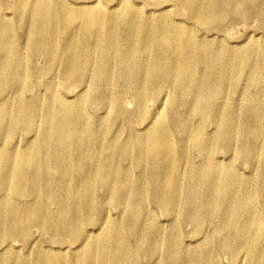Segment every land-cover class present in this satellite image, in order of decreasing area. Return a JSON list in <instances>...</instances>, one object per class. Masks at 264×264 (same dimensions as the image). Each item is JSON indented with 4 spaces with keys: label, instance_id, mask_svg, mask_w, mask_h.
I'll return each instance as SVG.
<instances>
[{
    "label": "bare ground",
    "instance_id": "obj_1",
    "mask_svg": "<svg viewBox=\"0 0 264 264\" xmlns=\"http://www.w3.org/2000/svg\"><path fill=\"white\" fill-rule=\"evenodd\" d=\"M7 1L0 0V12L7 10ZM14 2L15 17L0 18V246L26 243L30 231L37 229L46 235L47 244L73 242L84 250L66 256L37 247L30 260L10 249L0 254V264H138L142 253L151 264H211V241L187 250L178 228L192 223L198 230L214 219L218 206L225 217L216 231L218 249H245L250 264H264V206L256 202L254 191V186L264 187V168L252 184L253 177L242 181L234 165L216 166L212 158L219 150L234 153L239 141L242 149L234 153L235 160L251 165L249 152L259 148L264 160V114L258 93L264 47L241 50L225 43L217 48L207 40L209 35L219 37L236 17H264V0H161L170 6L158 8L150 18L132 0H85L80 5L69 0ZM110 2L120 9L105 14ZM14 26L25 28L24 35ZM198 28L204 32L201 38ZM58 32L67 36L64 50ZM257 52L260 58L254 60ZM36 57L46 65L36 67ZM54 64L62 65L53 74L56 83L50 78L38 85L47 74L44 68L50 71ZM200 67L206 71L203 78L197 76ZM245 74L255 90L245 98V125L251 134L239 128L236 108L225 101L226 92L237 88ZM162 85L173 91L172 104L182 108L171 128L185 131L196 120L189 135L203 160L197 166L188 164L184 190L177 173L181 158L162 116L152 119L154 127L144 136L132 129L123 142L120 133L111 137L103 149L107 157L98 152L109 135V117L99 115V110L107 106L118 117L122 102L130 97L134 109L123 114L127 123L138 125L147 119L146 90L153 99ZM72 87L80 91L70 103L62 90ZM203 118L215 126L212 137L201 126ZM21 131L31 139L20 150L10 148L8 141ZM130 157L136 168L149 167V178H134L121 168L120 161ZM50 168L58 179L50 177ZM97 189L105 192L104 198L96 197ZM149 203L165 212L174 226L162 233L155 221L146 224ZM106 206L122 210L126 220L104 215ZM241 213L255 227L245 238L239 236ZM85 225L96 228L98 235L88 234Z\"/></svg>",
    "mask_w": 264,
    "mask_h": 264
},
{
    "label": "rangeland",
    "instance_id": "obj_2",
    "mask_svg": "<svg viewBox=\"0 0 264 264\" xmlns=\"http://www.w3.org/2000/svg\"><path fill=\"white\" fill-rule=\"evenodd\" d=\"M74 1H75L76 4L80 5L85 0H69V2H71V3H74ZM132 1L138 7V9L141 11L143 16L145 15V17H147V18L156 16L159 13L158 8L164 7V6H166V7L170 6V4H167L168 6L166 4L165 5L162 4L161 0H141L144 4H142V2L140 0H132ZM13 4H15L14 0H8L7 1V10H4V12H0V18L1 19H5V18L9 19V17L10 18L15 17V15H14V10L15 9H14ZM157 5H160V6H157ZM152 7H156L157 10L152 8ZM108 8H110V9L108 11H106L105 14H108V12H111L113 10L115 11V10L120 9V8H117V3L116 2H110L108 4ZM5 11H6V13H5ZM26 11H28V8L24 12H26ZM17 12L21 13V11H19V10ZM236 18L237 19L235 21H233L232 23L228 24L227 27L222 32H220V36L221 37L220 36L219 37H213V36H210L209 33H208L207 36L208 35L209 36H208L207 40L208 41L211 40L216 45L217 48H219V46L225 45V43L228 44L229 47H233V48H237V49H241V50L242 49H246V48H252L254 50H258L259 47H264V17L261 18L260 16L253 14L248 19H245L244 21H242L238 17H236ZM11 23H14V22L11 21ZM13 29L15 31L17 30L16 33L19 32L18 35H20V34L24 35L25 30H26L25 28L18 29V27H16V26H14ZM60 33L61 32H58V41H59L58 44H60V46H59L60 50L61 49L64 50L63 48L65 46H63V45H64V42H65V39H67V36L64 37ZM203 33H204L203 30H200L199 28L197 29L198 38H201ZM258 44H260L261 46L258 45ZM259 58H260V55H259L258 52H257V55L256 54L253 55V59L254 60H258ZM32 60L35 61L36 67H38L39 69L46 65L45 64L46 60L44 61L43 58H41V57H36L35 59H32ZM51 66L52 67L49 69L50 71L47 70V66L44 68L47 74H45L44 77L39 80L38 85L42 84V82L48 81L50 78H51L50 82L52 84L56 83V78L53 77V74L56 73L57 67L61 68L62 65L60 64V66H59V65L54 64V66L53 65H51ZM205 74H206V71L204 72L203 68L200 67L198 69L197 76L203 78V77L206 76ZM261 75H262V80H261L262 83L258 87V93H259L260 96L262 95L261 96L262 97L261 98L262 99V101H261V103H262L261 107L262 108L261 109H262L263 114H264V68L261 69ZM115 85H117V84H115ZM115 87H119V86L117 85ZM169 88L170 87L164 86V85L159 86L158 89H156L155 92H154L156 95L154 94L155 96H154L153 99L151 98L150 92L146 90L145 94L148 97L146 103H149V104H145L144 116H146L145 118H147V119L145 121H142V123H138V125H137V123H135V124L127 123L128 120L124 117V115L126 113L131 112L134 109V106H135L134 103H132V98H130V97H127L122 102L121 111H120L121 115H119L118 117L116 115H114V113L112 112L111 108H108L107 106L104 107L105 109H102V110L100 109L99 112H98L99 115L109 117V123H108L109 135L107 136L108 139H107V137H104L102 139L103 140V146H102V148H100L101 151H98V152H99V154L102 157H107L109 153H107L108 151H105L103 149H104V147H106V144L110 143L111 137L113 138L114 136H116L117 133L118 134L120 133L119 139H120V141L123 142L127 138V130L132 131V133H133V130H134V131H136V134L138 136H144L145 134H147L148 132H150L153 129V127H154V125H153V120L154 119L153 118L157 117V116H162L163 119H165L166 127L169 130L170 138H171V141H172V146H173L176 154L178 153L177 156L179 158H181L180 159V165L177 168V173L180 175V179H181L180 181L182 183V189L184 190V189H186V186L188 185V173H189L188 164L191 163L192 165L197 166L203 160V157L193 147L192 139H191V137L189 135L190 131L192 130V128L195 125L196 120H191L190 124L187 125L185 131H181L179 129L174 130V128H171V126L173 127V125L176 123V116L175 115H177L179 112H181L182 108L179 107V105H177V104L176 105L174 103L172 104V99L174 98V93L171 90V88L170 89ZM60 90H62V89H60ZM79 91H80L79 89L72 87V88H69L67 90H62V94H63L62 96H63V98L65 100H67V101H69L71 103V102L75 101V96H76V94ZM163 91H165V92H163ZM254 92H255V90L250 85V83L248 81V78H247V75L245 74V75L242 76L241 81H240L239 85L237 86V88H235L234 90H229V91L226 92V100H225V101H228L229 103H231L232 105H234V107L236 108L237 120H238L239 128L243 129V130H246V132L249 133V134H251V131L245 125V122L247 121L246 119L248 117L247 116V104H248V101L245 98H247L248 94H252ZM42 93H43V91H42ZM161 94H163V95H161ZM107 95L110 97L111 93L107 94ZM28 96H30V95H28ZM57 96L60 97V93H58ZM167 96H169L168 100H166ZM219 100H218L217 103H222V101H219ZM169 101H171V102H169ZM188 101L193 102V97H189ZM168 102H169V104H168ZM162 106H164V107H162ZM84 108L87 111H90V109H91L90 107H88V105H86ZM93 108L95 109L96 106H93ZM126 109H127V111H126ZM109 111H110V113H109ZM166 112H168V115H167ZM123 113H125V114H123ZM109 115H112V116H109ZM122 115H123V117H121ZM124 119H125V121H124ZM123 121L126 122V123H123ZM171 122H173V123H171ZM200 122H201L202 128L204 129V131L208 135L207 137H212L213 133L215 131V129H214L215 126L206 118H203ZM121 123H123V124H121ZM261 123H262V127H263V130H264V115H263ZM124 124H126V126H124ZM134 125H135V127L136 126L137 127L135 128ZM145 127L147 128L146 132H145V130H142ZM37 131L40 132L41 128L39 127L37 129ZM37 131H36V133H38ZM171 131L173 132V134H171L172 133ZM137 132H139V133H137ZM20 133L18 135H16L15 137H13V139L8 141L9 144L12 145L11 147L9 145L10 148H15V149H19L20 150L21 147L24 146L23 145L24 142L27 143L29 141V139H31V134L29 135L25 131H21ZM181 135L182 136L184 135V136L182 137ZM248 139H249V137H247L246 140H248ZM105 140L107 141L106 143H105ZM10 141H12V142H10ZM205 141L206 140H204L203 142H205ZM178 143H180V144H178ZM18 144H20V145L18 146ZM134 146H135V144L133 143V147ZM234 147H235L234 148V153L236 152L238 154V152L242 149L241 142L237 141L234 144ZM91 149L94 152L96 151L94 146H91ZM189 149H190V151H189ZM193 150L196 151V152H193ZM106 153H107V155H106ZM225 153H226L225 151L219 150V151H217L216 154H212V158H214L213 159V163L216 166L227 165V164L230 163V164L234 165L233 167L236 170V172L238 174L237 177L240 180H242V181L243 180H252L254 178V181L252 180L253 181L252 184H257V182H256L257 181L256 178L258 176L257 174H259L260 170H262L264 168V160H263V158L261 156V149L260 148L259 149H254V152H253V150L249 152L251 154V155H249V157H250L249 160H250L251 165L249 163H247V162L242 161V160H239V161L235 160L236 159V154H234V153H232V154H230V153L225 154ZM198 154H199V157H198ZM251 157L254 159L253 161H252ZM254 157H256V158H254ZM259 157H260V159H259ZM229 158H231V159H229ZM225 160L226 161L228 160L229 162L228 161L226 162ZM230 160H232V161H230ZM221 161L224 162V163H221ZM252 163H254V164H252ZM120 165H121V168H123V170L128 171L131 174V176L134 177V178H136L139 175H141L145 179H147L150 176L149 167H144L142 169L136 168L132 157H130L126 161H122L121 160L120 161ZM260 165H261V167H260ZM255 170H257V171H255ZM56 174H57V172L55 170H53V169L49 170V175H51L50 177H52V179H55V178L58 179V174L57 175ZM55 176H57V177H55ZM243 177H244V179H243ZM254 188H255L254 191H257L256 192L257 198L255 199L256 202L260 206H264V198H263L264 197V187L260 188V187L254 186ZM104 193H105L104 191H101V190L97 189L95 194H96L97 198H101V197L104 198ZM0 196H1V192H0ZM50 209L52 211L54 210V208H52V207ZM219 209H221V208L218 206L216 208L215 215L213 217L214 219H211L210 220L211 222L209 220L203 222L201 227L198 230L194 229V225L192 223H184V224H180L179 225L178 229H179V232H180V239H181V241L183 243V246L187 250H192V249H194V248H196L198 246H201L203 244V242L208 239V240L211 241L212 248H213L211 264H218V263L219 264H250L249 263V259L247 257L248 254H247V251L245 249H240V250H236V251H233V252L222 251V250L218 249L219 238L216 237V231H217V229L219 227H221V224L222 223L224 224V222H225V217H224V215L222 213V210H219ZM116 210L117 211H115V208H112L110 206H106L103 209V213H104V215L109 216V217H116V218H121L123 220H126L127 217H126V215L124 213L121 212L122 210H118V209H116ZM146 212L147 213L144 216L145 217V219H144L145 223L147 224L151 220L155 221L159 226L161 225L160 227L162 228V231H163L162 233H164L165 231H167L170 228H172V226H174V224H175V223H171L169 221V218L165 214V212H162L161 210H158L152 203H149L147 205ZM220 213H221V215H220ZM238 216H239L240 222L242 224V227H241V229L239 231V236L240 237L242 236L243 238H245V237L249 236L250 233H252L255 230V227L253 225L249 224V220L247 219V216L244 213H241V215H238ZM245 217H246V219H245ZM244 222L246 223V225H245ZM211 224H212V227H211ZM203 226H205V227H203ZM88 227H89L88 225H85V230H86L87 233L89 232L88 234H90L92 237L98 235V232H97L96 228H92L91 226H90V228H88ZM211 231H212V234H211ZM30 233H32V234H30L31 237H30V239H28V241L26 243L19 242V241H13V242H9L8 244L1 245L0 246V254L2 252H4V251H8V250L11 249V251L14 252V250H15V252L18 253L19 255H22V256L24 255V257H28L31 260V259H33V256L35 254V250L37 249V247L38 248L43 247V249H45V251L49 250L48 252L52 253V254L66 255V256H70V255H73V254L81 253L84 250L83 248H82L83 249L82 250L80 247H78L79 243H77L75 245V243H73V242H71V243L67 242L66 244H63L62 246L60 244H55V245L47 244V243H45L46 242L45 240H47V239H45L46 235L44 233H41L40 231H37V229L36 230L32 229V231H30ZM221 235L223 236V234H221ZM40 242H42V243L40 244ZM51 246H53V247H51ZM50 250H52V252H50ZM218 251H219V253H218ZM229 254H230V256H229ZM233 260H234V262H233ZM215 261H217L218 263L215 262ZM151 263L152 262L148 261V258L146 257V255L144 253H142L139 256L138 264H151Z\"/></svg>",
    "mask_w": 264,
    "mask_h": 264
}]
</instances>
